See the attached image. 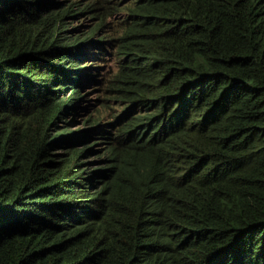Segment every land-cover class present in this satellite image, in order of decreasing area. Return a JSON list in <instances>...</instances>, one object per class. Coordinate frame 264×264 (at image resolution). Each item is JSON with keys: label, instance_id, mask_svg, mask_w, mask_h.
<instances>
[{"label": "trees", "instance_id": "16d2710c", "mask_svg": "<svg viewBox=\"0 0 264 264\" xmlns=\"http://www.w3.org/2000/svg\"><path fill=\"white\" fill-rule=\"evenodd\" d=\"M0 264H264V0H0Z\"/></svg>", "mask_w": 264, "mask_h": 264}, {"label": "rangeland", "instance_id": "374dc122", "mask_svg": "<svg viewBox=\"0 0 264 264\" xmlns=\"http://www.w3.org/2000/svg\"><path fill=\"white\" fill-rule=\"evenodd\" d=\"M115 62H114V60H112V58L111 57H109V61L104 65V67H105V69L106 70H108V71H111V69L112 68H114V64ZM93 73L94 74H98V71L97 70H95V71H93ZM89 75H92V72L89 74ZM82 81H85V87H86V89L88 90V91H90L91 90V88L92 87H96V84H97V82H95V83H92V82H90L87 78H84ZM103 89V88H102ZM100 90H101V88H100ZM67 94V93H66ZM102 94V93H101ZM101 94H99L98 96L99 97H101ZM93 96V99H95L96 98V92L94 93V94H92ZM85 105H87V102H86V104ZM83 113L81 116H79L80 115V113ZM87 114H88V110H86V109H84V108H80V111H79V119H80V117H86L87 116ZM107 117H104L103 118V120H105ZM82 123V121H78V125H80Z\"/></svg>", "mask_w": 264, "mask_h": 264}]
</instances>
